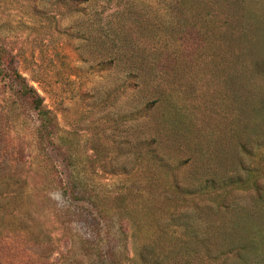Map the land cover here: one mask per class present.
<instances>
[{
    "label": "rangeland",
    "instance_id": "1",
    "mask_svg": "<svg viewBox=\"0 0 264 264\" xmlns=\"http://www.w3.org/2000/svg\"><path fill=\"white\" fill-rule=\"evenodd\" d=\"M61 1L0 0V264H109L121 231L119 263L188 234L264 264V0Z\"/></svg>",
    "mask_w": 264,
    "mask_h": 264
},
{
    "label": "trees",
    "instance_id": "2",
    "mask_svg": "<svg viewBox=\"0 0 264 264\" xmlns=\"http://www.w3.org/2000/svg\"><path fill=\"white\" fill-rule=\"evenodd\" d=\"M59 1L61 3L63 2L61 0ZM66 1L70 2L69 8H73L72 3L75 0ZM170 4L176 14L184 12L189 15V11L196 8L191 0H172ZM191 30L192 34L196 32L193 29ZM254 69L259 75L262 74L264 76L263 63L255 62ZM14 82L17 84L19 94L28 102L29 106L36 111L40 121L43 122V126L46 127L49 123V119L47 113L42 109L43 99L32 86L26 84V81L20 76V74L16 73ZM262 102L264 103V96ZM227 213L229 214V222H232L231 229H237L239 221L245 218L253 219L254 215L257 214L248 209L237 208H233ZM120 229L121 228H119V230ZM187 229L188 228L186 227L185 231H188ZM231 229L229 228V230ZM120 235L124 236V238L118 237L119 244L114 246L115 250L109 255V264H239L242 261L245 252L243 244L235 239H229L226 236L223 238L219 234V236L216 237L209 235L195 236L184 234L183 238L175 237L172 234V236L156 234L151 241L141 244L138 249L133 252L134 254L132 257L126 259L123 263H119L118 261H115L114 255H116L115 257H117V255L123 256L124 252L123 254H118V251L121 249L122 251H125V247H122L123 240L128 241V237L126 238L122 231L120 232ZM165 236H170L169 239L171 240L170 243L172 246L160 248L159 244ZM221 244L224 245L225 250L220 251L217 257H212V252L219 248Z\"/></svg>",
    "mask_w": 264,
    "mask_h": 264
}]
</instances>
